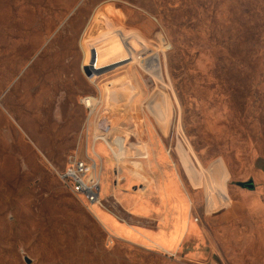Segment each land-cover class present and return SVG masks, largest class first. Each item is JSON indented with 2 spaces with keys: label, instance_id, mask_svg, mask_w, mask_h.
Segmentation results:
<instances>
[{
  "label": "rangeland",
  "instance_id": "1",
  "mask_svg": "<svg viewBox=\"0 0 264 264\" xmlns=\"http://www.w3.org/2000/svg\"><path fill=\"white\" fill-rule=\"evenodd\" d=\"M91 151L100 205L57 175ZM160 203L201 243L106 223L156 229ZM263 219L264 0H0V264H239L231 238Z\"/></svg>",
  "mask_w": 264,
  "mask_h": 264
},
{
  "label": "crops",
  "instance_id": "2",
  "mask_svg": "<svg viewBox=\"0 0 264 264\" xmlns=\"http://www.w3.org/2000/svg\"><path fill=\"white\" fill-rule=\"evenodd\" d=\"M151 152H152V163L154 162L156 165L158 163L164 164L165 156L163 155V152L158 147V145L151 144ZM147 157V155H145ZM144 157V158H145ZM169 183V181L166 179H162ZM156 186L149 187L148 188V194L160 195V192L157 191L155 193L152 192V188H155ZM156 189V188H155ZM108 189L105 193H107ZM157 190V189H156ZM101 193V192H100ZM103 194V196H104ZM161 196V195H160ZM102 197V194H101ZM167 200V195L165 197ZM151 202L146 200L140 202L139 204V210L140 211H149V204ZM160 211L162 213H157L156 218H154L155 227L156 229H149L145 227H140V229L137 230H129V228L123 226V224H115L114 222H117L116 220L112 221L111 219H106V223H108L110 229L112 232H118L121 235H126L130 237L135 238H141L142 240H145L149 243V241H154L158 243L161 246H168L167 242L170 243L169 249L174 251L176 247L179 245V243L184 245L185 247H190V249L193 248V245L191 246L192 239L197 240L201 243V241L204 239V234L196 225V231L192 232V226L189 223L188 220H184L185 216L183 214H176L175 215H169L166 214L164 211H169L168 209L163 207V204L160 203ZM233 207V205H232ZM170 212V211H169ZM111 215V214H110ZM132 231V232H131ZM247 235L246 236H235L231 239H237L236 240V247L237 251L233 253L235 260L240 264L242 261L246 262V264H264V219L261 220L258 224L249 226V229H247ZM227 239V238H226ZM150 244V243H149ZM186 250V254L190 258H195L197 255H199V252H196L193 250ZM220 251V259L216 256L215 259L217 260L218 264H225L226 260V254H224V250H217Z\"/></svg>",
  "mask_w": 264,
  "mask_h": 264
},
{
  "label": "built area",
  "instance_id": "3",
  "mask_svg": "<svg viewBox=\"0 0 264 264\" xmlns=\"http://www.w3.org/2000/svg\"><path fill=\"white\" fill-rule=\"evenodd\" d=\"M99 161V156L94 151L87 152L85 156H71L65 170L57 172L65 186L90 205L100 201Z\"/></svg>",
  "mask_w": 264,
  "mask_h": 264
},
{
  "label": "bare ground",
  "instance_id": "4",
  "mask_svg": "<svg viewBox=\"0 0 264 264\" xmlns=\"http://www.w3.org/2000/svg\"><path fill=\"white\" fill-rule=\"evenodd\" d=\"M93 32V31H92ZM111 36V34L108 32V31H106V30H101V32L99 33V35L96 37V41H95V46H94V49L97 51V52H99L100 54H102L103 55V53H102V51H103V48L101 47L102 45H101V42H104V40L105 39H107L108 37H110ZM113 36V35H112ZM94 40V39H93ZM115 47V46H114ZM116 48V47H115ZM108 51H113V49H109ZM135 54V53H134ZM134 64V63H133ZM132 68H136L134 65H133V67ZM157 64L156 63H154V62H152L151 64H150V71L152 72V74H154L155 75V73H156V71H157ZM122 77V76H121ZM120 79V78H119ZM116 83V82H115ZM105 85H106V88L108 89V90H110L111 92L113 91V90H115V94H117V93H119V91L117 90V89H115V86H114V84H113V81H110L109 80V82H107V83H105ZM125 87V88H130V84H129V82H128V80H126L125 82H123V84L121 85V87ZM109 91V92H110ZM88 99H86V98H84L82 101H83V103H84V106L85 107H89L91 110H90V112H93L94 110H95V106H96V104L94 105V101L91 99V97H87ZM93 108V109H92ZM164 108H166V111H167V114H169V106L167 105V104H165L164 105ZM101 147H102V145H100ZM107 147V146H106ZM98 148H99V146H98ZM98 150V149H97ZM100 150V149H99ZM106 151V150H105ZM104 153V152H103ZM106 153V152H105ZM108 161V160H107ZM111 165V164H110ZM100 181H101V176H100ZM100 195H101V193H100ZM101 204V202L99 201V202H96V203H93V204H91V205H100Z\"/></svg>",
  "mask_w": 264,
  "mask_h": 264
},
{
  "label": "water",
  "instance_id": "5",
  "mask_svg": "<svg viewBox=\"0 0 264 264\" xmlns=\"http://www.w3.org/2000/svg\"><path fill=\"white\" fill-rule=\"evenodd\" d=\"M238 184L244 188H248V189H253L254 188V184H253V181L252 179H249L247 181H244V182H238Z\"/></svg>",
  "mask_w": 264,
  "mask_h": 264
}]
</instances>
